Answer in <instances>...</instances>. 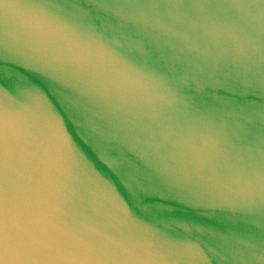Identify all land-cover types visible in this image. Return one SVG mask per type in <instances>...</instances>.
Returning a JSON list of instances; mask_svg holds the SVG:
<instances>
[{
	"label": "water",
	"instance_id": "water-1",
	"mask_svg": "<svg viewBox=\"0 0 264 264\" xmlns=\"http://www.w3.org/2000/svg\"><path fill=\"white\" fill-rule=\"evenodd\" d=\"M0 264H264V0H0Z\"/></svg>",
	"mask_w": 264,
	"mask_h": 264
}]
</instances>
